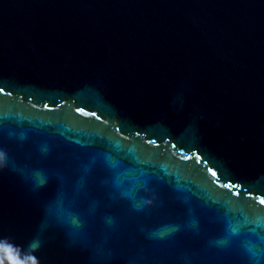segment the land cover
Here are the masks:
<instances>
[{"label":"water","instance_id":"obj_1","mask_svg":"<svg viewBox=\"0 0 264 264\" xmlns=\"http://www.w3.org/2000/svg\"><path fill=\"white\" fill-rule=\"evenodd\" d=\"M0 264H264V0H0Z\"/></svg>","mask_w":264,"mask_h":264},{"label":"snow or ice","instance_id":"obj_2","mask_svg":"<svg viewBox=\"0 0 264 264\" xmlns=\"http://www.w3.org/2000/svg\"><path fill=\"white\" fill-rule=\"evenodd\" d=\"M0 91H2V89H0ZM261 203H264V200H262Z\"/></svg>","mask_w":264,"mask_h":264}]
</instances>
